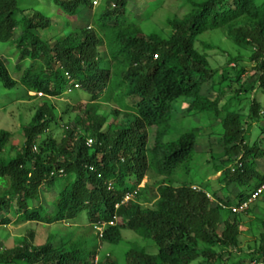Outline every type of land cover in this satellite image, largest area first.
I'll return each instance as SVG.
<instances>
[{"label":"trees","instance_id":"16d2710c","mask_svg":"<svg viewBox=\"0 0 264 264\" xmlns=\"http://www.w3.org/2000/svg\"><path fill=\"white\" fill-rule=\"evenodd\" d=\"M52 1L60 7L54 9V18L39 3L26 14L32 2L0 0V87L10 92L21 86L27 98L42 101L17 133L16 143L9 131L0 129V150L16 148L13 156L0 159V223L10 222L3 213L9 208L16 222L50 224L53 229L42 244L23 238L12 250L0 251V264H92L100 243L116 246L123 241L127 245L121 260L108 253L97 264H192L196 259L242 264L223 258L238 245V226L227 220L229 205L237 202L223 199L214 189L211 199L204 190L192 188L201 165L194 157L201 128L189 126L172 137V115L173 103L182 97L190 99L191 118L213 113L223 142V154L215 159L223 169L219 183L237 185L238 203L264 182V175L254 170V159L264 151L257 142L249 145L246 133L248 119H259L264 104L253 99L244 122L226 103L218 108L216 97L201 92L204 82L216 80L217 71L195 46L197 41L203 50L222 49L213 40L220 34L233 49L225 52L229 61L246 58L254 63L249 68L256 73L257 90L264 93V0H147L134 11L127 7L131 0H102L91 14L85 13L90 0ZM168 4L172 7L167 12ZM183 5L187 9L179 13ZM158 9L167 12L162 28L145 32L143 20ZM71 18L92 23L100 36L86 26L72 29ZM43 30L52 42L38 35ZM207 34L208 39L200 38ZM232 69L237 71L235 80L246 70L240 63ZM69 88L84 94L86 105L82 115L63 125L73 143L65 144L64 137L57 144L46 134L57 116L49 98ZM108 113L116 121L105 125ZM87 138L93 139L91 147L85 144ZM234 160L231 173L227 165ZM206 163L212 172L219 168ZM148 174L153 184L146 183L134 200L115 208ZM255 177L258 182H253ZM49 188L54 194L43 204L42 194ZM12 201L16 209L10 208ZM84 209L88 227L56 244L58 224ZM114 214L116 222L106 225L101 236L94 234L91 222L109 221ZM255 217L261 230L246 264H264V215ZM125 228L150 245L125 240Z\"/></svg>","mask_w":264,"mask_h":264},{"label":"rangeland","instance_id":"374dc122","mask_svg":"<svg viewBox=\"0 0 264 264\" xmlns=\"http://www.w3.org/2000/svg\"><path fill=\"white\" fill-rule=\"evenodd\" d=\"M28 1L29 2L27 3H34L33 0ZM95 1V4L92 3V9L90 13H94L98 8L99 3L101 2L100 0ZM146 1L147 0H131L127 7H129V9L132 11L138 8L139 10H141L143 7H145ZM171 2H173V0H171ZM39 4L43 6L41 7L42 10H44L45 8L48 12L55 13L54 8H57L52 0H39ZM170 7L172 6L168 4V7L166 8L167 12L171 10ZM186 9L187 7L183 5V7H180L178 11H180L179 13H182L183 11H186ZM26 11L29 14L31 13V10L29 8ZM166 11L165 9H158L153 16H150L143 20L141 25L144 31L147 32L150 29L154 28L161 29L163 20L167 13ZM74 19L75 18H71V21ZM39 35L42 39H48V41L50 42L54 40V38H50L51 36L48 32L39 33ZM17 36V34H14V38H16ZM98 36L100 35L98 34ZM219 36L220 34H214L213 40L216 44L220 45L222 49L213 48L203 50L199 46V43L197 41L195 42V46L201 52L206 53V58L209 66L217 71L216 80H209L204 82L201 92L203 94L209 95L212 98L216 97L218 108H221V106L226 103L227 109L237 111L241 115V121L244 122V120H247L248 116H250V104L253 99H257L261 104H264V93H262L260 90H257V85L255 83L256 73L254 72V70L249 68L252 67L254 63L248 61L246 58H242L238 62L229 61L228 56L225 52L231 51L232 53L233 49L225 39H219ZM209 37L210 35L208 34L202 36L200 35L201 39H208ZM98 45L101 50L100 55H102V42H98ZM2 49L3 47L2 45H0V54L3 52ZM242 53H244L243 50ZM233 54L236 55V53ZM248 55L249 54L247 52L246 56ZM237 63L245 65L246 70L240 74L237 80H235L237 71H234V69L232 68L234 66L236 67ZM224 66L226 70L224 69L223 71ZM242 86L243 89L241 88ZM70 90L71 88H69L67 92H63L59 96H53L49 98V103L54 105L57 116L54 122H52V126L46 130V134H51L52 137H55L58 140L57 144H59L61 142V139H63L64 137L66 138L65 144L71 145L73 143L72 140L66 137L63 131L65 127L63 125H65L66 122H69L70 120L76 118L77 115H82L84 107L86 105V97L84 94H80V92H77L78 95H76L73 92H70ZM219 90H221L220 93ZM27 94L32 95L31 92H28ZM189 102V98L182 97L178 98L173 103L174 111L172 115V131L174 133L172 134V137H176L177 135L181 134L184 129L189 128V126L198 125L201 128L198 134L197 145L194 152V157L198 160V162L201 163V165L199 167L198 174L194 176L195 178L193 179L192 187L204 190L205 192H207V195L211 199L212 195L210 194V190L214 189L219 192V196L223 199L228 198L229 200L231 199L237 202V199H235L236 197L234 196L237 185L232 183L229 185H227L226 183H219V178H222L223 176V169L222 167H219L221 166L219 164V161H215V159H220L219 157L223 154L222 136L221 132L218 131L219 122L217 120H214L213 113H210L207 117H199L195 115L196 118H191V112L187 109ZM41 104L42 101H39L37 98H27L24 95L23 88L21 86L20 89H17V91L13 89L10 92L2 90V88L0 87V129L9 131L13 135V139H16L13 143H16L17 137H19L17 133L21 131V127L23 125H26L28 122H30L33 113L37 108L41 106ZM103 111L104 109L99 110L100 113H103ZM259 113L261 115L259 119L253 121L248 119L249 125L247 126L246 132L247 143L251 145L252 143L257 142L261 150L264 151V132L262 130V128H264V117H262L264 116L263 106ZM116 119L118 122L120 119H122V116L119 115ZM114 121H116L115 116L111 113H108L106 115L105 125L111 124ZM213 122L215 124L217 122V125H214V130L210 127V124ZM15 149L16 148L0 150V159L7 160L15 154ZM206 160L210 163L215 162L214 164L219 167L216 169V172H212L210 165L206 163ZM236 161L237 160H234L232 163H229L227 165V167L231 168V173L234 170L233 164ZM254 161V170L259 171L258 176L264 175V155L256 157ZM205 173L206 175H204ZM149 177V174L146 175V177L143 178V183L147 181V183L153 184L154 181ZM255 181L258 182L259 178L255 177L253 182ZM153 187L155 186L153 185ZM255 191L257 192V194L247 203L246 208L235 212L231 210L232 214L227 217L228 221L235 222L236 226H238V245L236 246V249L232 248V252L230 254L225 253L223 258L229 257L231 261L240 260L242 264L250 262V253L258 245L257 239L261 230V226L259 225V223H256L255 215H264V189L259 187L256 188ZM53 194V190H50L49 188V190H46V192L42 194L43 198H41V202L44 204V200L52 198ZM10 208L16 209L15 201L11 202ZM7 210V212L3 213H5L6 217L10 219V222L6 225H1L0 223V251H3L5 249L12 250L15 245L19 244V242L23 238H27L33 245L42 244L46 240L50 231L53 230L50 224L42 225L41 223L34 221L22 223L16 222L15 215L11 212L12 210H9V208ZM50 210L52 211L53 208H50ZM89 223L90 222L88 220L87 212L85 209L81 211L75 219L66 220L64 222L62 221L57 226L59 228V231L55 230V232H57V241H55V243L57 244L62 237H69L73 233H75V231L79 232L81 228L84 229L88 227ZM221 227H223V225ZM221 227L219 228V231L220 229H222ZM92 229L94 230L93 227ZM94 234H96L95 231ZM122 235L125 240L136 239L143 245H150V242L148 240H143L127 228L122 230ZM126 245L127 243L125 241L116 246L106 243H100L97 246L98 250L95 256H97L98 259L102 255L112 253L111 256L116 257L118 260H121ZM238 248H240L241 250H239ZM192 264L207 263L201 261V259H196L192 262Z\"/></svg>","mask_w":264,"mask_h":264},{"label":"clouds","instance_id":"9594fccd","mask_svg":"<svg viewBox=\"0 0 264 264\" xmlns=\"http://www.w3.org/2000/svg\"><path fill=\"white\" fill-rule=\"evenodd\" d=\"M36 1V2H35ZM34 1V3H33V6L31 7V8H29L30 10L36 5V3H39V0H35ZM91 1V7L90 8H88L87 10H85V13L87 14H91L90 13V11H91V9H92V3L93 4H95L96 3V1L95 0H90ZM101 2H102V0H100ZM53 2V1H52ZM101 2L99 3V5L101 4ZM54 3V5L58 8L59 6H58V4H56L55 2H53ZM35 4V5H34ZM57 8H54V9H57ZM60 8V7H59ZM45 10V9H44ZM58 10V9H57ZM32 12V11H31ZM26 14L28 13L27 11L25 12ZM58 13V12H57ZM50 14V17L51 18H54L53 17V14H56V13H54V12H49L48 13V15ZM54 20V19H53ZM76 20V21H75ZM55 21V20H54ZM73 22L71 23V28L72 29H74V28H80V27H87V28H89V29H94L95 30V32H96V34L98 35L99 33H98V30H96V28H95V26L92 24V23H90V22H88L87 24H85V23H83L81 20H78V19H74V20H72ZM43 32H46L45 30H43V31H40V32H38V35H39V33H43ZM40 36V35H39ZM41 37V36H40ZM72 82V81H71ZM76 86H78V84L76 83V84H74V87L76 88ZM29 92H31L32 93V95H34V94H37V95H41V92H34V91H29ZM85 144H86V146H89V147H91L92 146V144H93V139L92 138H87L86 139V141H85ZM99 158V157H98ZM88 169L89 170H96L95 169V167L93 166V165H88ZM144 177H146V175H144L143 176V178ZM143 178L141 179V181H140V183L137 185V187L135 188V190L133 191V192H127V193H125L123 196H122V198H121V200H120V202H117V203H115L114 204V207L115 208H117L120 204H122V203H128V201H131V200H134L135 199V194H136V192H138L139 191V189H141V188H143L144 186H145V184L147 183V181H145V183H143ZM146 180H147V178H146ZM263 188L264 189V182L260 185V186H258L257 188ZM107 188L108 189H112L113 188V184L111 183V182H108L107 183ZM192 188H195V187H192ZM197 189H199V188H197ZM256 190V189H255ZM255 190H253V191H251L252 193L255 191ZM250 192V194H249V196L252 194ZM248 196V197H249ZM247 197V198H248ZM246 198V199H247ZM245 199V200H246ZM244 201V200H243ZM242 202V201H241ZM240 203V202H239ZM238 203V201H237V203L236 204H232V205H229V208H231V206H234V205H238L239 204ZM116 219H117V215L116 214H114L113 216H112V219L111 220H109V221H95V222H91V226L94 228V231H95V233L98 235V236H101V233H102V231H103V229H104V227L106 226V225H112V224H114V222H116ZM100 258V257H99ZM99 258L97 259V256H95L94 258H93V261H92V264H94V263H96L97 264V262H98V260H99Z\"/></svg>","mask_w":264,"mask_h":264},{"label":"built area","instance_id":"2783aa9c","mask_svg":"<svg viewBox=\"0 0 264 264\" xmlns=\"http://www.w3.org/2000/svg\"><path fill=\"white\" fill-rule=\"evenodd\" d=\"M256 194H257V192L254 191V192H253V193H252V194H251L246 200L240 202L238 205L231 206V210H232L233 212H235V211H240V210L246 208L247 203H248L252 198H254ZM94 264H96V263H94Z\"/></svg>","mask_w":264,"mask_h":264}]
</instances>
